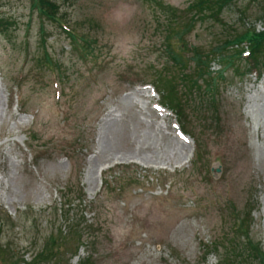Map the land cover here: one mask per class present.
I'll list each match as a JSON object with an SVG mask.
<instances>
[{
    "label": "rangeland",
    "instance_id": "1",
    "mask_svg": "<svg viewBox=\"0 0 264 264\" xmlns=\"http://www.w3.org/2000/svg\"><path fill=\"white\" fill-rule=\"evenodd\" d=\"M55 1L57 22L31 0H0V264L41 249L43 264L54 248L59 264L87 256L58 237L69 192L68 216L100 232L88 264H230L226 242L245 240L236 218L264 254V72L211 59L200 79L189 60L191 49L262 32L264 0H234L180 40L168 33L190 22L194 0ZM69 31L95 42L92 54ZM151 84L173 91L178 116L159 110Z\"/></svg>",
    "mask_w": 264,
    "mask_h": 264
},
{
    "label": "trees",
    "instance_id": "2",
    "mask_svg": "<svg viewBox=\"0 0 264 264\" xmlns=\"http://www.w3.org/2000/svg\"><path fill=\"white\" fill-rule=\"evenodd\" d=\"M233 1L234 0H194L186 9L187 13H189L190 15V22L178 27L177 29H169L172 31H169L168 35H172L178 40L182 39L183 35L189 32L191 25L196 20L209 18L217 20L224 8L228 7ZM31 7L37 12L40 18L49 20L51 22H57L60 19L56 16L58 6L55 0H31ZM162 7L166 10V12L173 15L174 9H172L171 7ZM0 23L2 24L3 22L0 20ZM42 29L41 34L43 36L44 31H42ZM67 35L72 40V42L77 44V46L80 48V51L83 52L84 55H88L89 53L92 54L95 42L89 41L87 40V38H84L82 36L75 35V33H71L70 31L67 32ZM170 39L172 38H167L168 42L170 41ZM181 43L177 45L179 47L178 51L187 54L190 48L187 47L185 43ZM233 45H236V48H238V50L229 51L228 48ZM243 45L246 46V51H243V48L241 47ZM166 47H169L168 52L171 55L173 61L176 62V64L180 65V67H182L183 69L189 68V62H184L183 59L178 56L176 52H174V48L171 46V43H168V46ZM191 50L192 51L190 52L191 56L189 60L190 62H193V73L196 74L197 78L200 79L208 74L206 72L208 69L207 65L211 59L224 60L222 63L226 67H229V65H231L235 61L241 60L248 69V74L252 73L257 75L258 77L261 76V74L264 72V30L259 33H256L254 31H245L232 39H228L217 45L211 46V48L205 52L197 48ZM42 59L47 63L50 61V58L47 54H45ZM194 83L196 82L194 81ZM152 86L158 94L160 102H162L163 100V102L161 103L162 106L170 109L172 113L178 116L177 112L180 110V103L174 95L173 91L164 88L165 96H162V94L158 92L156 87L154 85ZM159 86L164 87L162 84H160ZM132 183L136 184L137 182L135 181ZM75 193L76 200L81 199V197L83 196L81 188H78ZM61 199L62 207L59 210H56L57 212H59V214H55L62 222V226H60V231L58 232V237H60L61 240H67V238H70L73 242H75L74 246L76 248L74 250V254H77L80 247L87 249V256L82 259L79 264H88V262H90V260L94 256V252L96 250L95 247L100 244V232H98L99 230H97V228H95L93 224L83 221L85 225L83 224L84 226H82V224L76 223L77 220L68 216L65 207L70 203L71 200H73V198H71L70 200V192L68 194H63V196H61ZM236 220L237 225L235 226V231H243L242 235H244L245 240L243 241L242 245L236 243L235 245L233 244L234 242H231L229 240L226 242V244L228 243L231 247V254L234 258L233 264H264V254L261 253V250L259 247H257V244H254L250 237L246 235V233L248 232V224L246 220L244 218H236ZM2 228L3 224H0V231L2 230ZM61 228L67 230V232L63 231L64 235L61 231ZM51 243L53 247L62 245L61 243H56L54 238L51 239ZM52 250V257L49 262L52 261L51 264H59L60 259L56 257V254L53 255V253H57L58 250L56 248ZM48 251L46 249L37 251L36 253L31 255L29 262L23 264H43L48 259ZM237 257L238 259H236ZM233 258L225 257V260L229 261L230 264H232L231 260Z\"/></svg>",
    "mask_w": 264,
    "mask_h": 264
},
{
    "label": "water",
    "instance_id": "3",
    "mask_svg": "<svg viewBox=\"0 0 264 264\" xmlns=\"http://www.w3.org/2000/svg\"><path fill=\"white\" fill-rule=\"evenodd\" d=\"M219 172H220L219 166L212 167L211 173L213 176H218Z\"/></svg>",
    "mask_w": 264,
    "mask_h": 264
}]
</instances>
